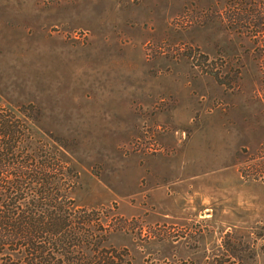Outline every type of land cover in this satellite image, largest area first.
I'll return each mask as SVG.
<instances>
[{
    "label": "rangeland",
    "instance_id": "1",
    "mask_svg": "<svg viewBox=\"0 0 264 264\" xmlns=\"http://www.w3.org/2000/svg\"><path fill=\"white\" fill-rule=\"evenodd\" d=\"M25 106L134 264H264V0H0V110Z\"/></svg>",
    "mask_w": 264,
    "mask_h": 264
},
{
    "label": "trees",
    "instance_id": "2",
    "mask_svg": "<svg viewBox=\"0 0 264 264\" xmlns=\"http://www.w3.org/2000/svg\"><path fill=\"white\" fill-rule=\"evenodd\" d=\"M33 121L28 106L0 110V264H134L125 248L108 243L113 214L69 196L75 174L46 140H34ZM228 259L250 264L253 256L244 244L224 243L212 261Z\"/></svg>",
    "mask_w": 264,
    "mask_h": 264
}]
</instances>
